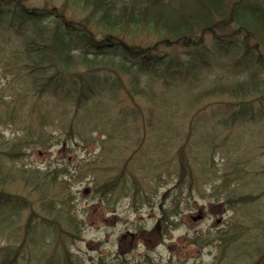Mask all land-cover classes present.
<instances>
[{"label": "trees", "instance_id": "16d2710c", "mask_svg": "<svg viewBox=\"0 0 264 264\" xmlns=\"http://www.w3.org/2000/svg\"><path fill=\"white\" fill-rule=\"evenodd\" d=\"M25 4L26 0H0V66L5 72L10 70L11 80L7 85H15L8 92H16L8 102L11 106L0 109V122L14 123L23 117L21 110L30 119L23 120L25 136L0 154V186L11 181L8 179L12 175V178L21 176L42 194L55 182L63 184L59 179L64 178V169L40 176L39 171L26 168L14 172L6 166V172L4 162H16L24 145L46 146L45 136L36 132L53 124L58 117L67 118V106L74 112L72 119L67 118L69 130L65 132L69 141L81 134L83 128L93 125L96 129L109 128L117 135L118 142L128 143L131 132L141 129L138 122L143 114L135 106L123 107L113 114L107 96L122 94L127 100L137 96L153 100L151 84L160 82L174 93L167 96L164 107L166 103L177 107L183 96L188 101L192 82L195 83L198 72L206 71L210 62L214 63L216 53L227 59L232 78L219 76L209 90L199 93L194 100L228 95L237 100L236 104L230 103L234 119L239 117L243 121L251 110L250 104L264 99V5L258 1L62 0L57 8L40 9ZM66 11L71 12L69 19ZM4 97L1 93L0 102ZM53 99L57 102L50 101ZM25 101L31 103L28 108L26 105L17 108ZM39 104L43 110L34 116L32 113H36ZM166 114L164 110L163 116ZM252 117L253 113L248 121L253 122ZM140 140L132 146H137ZM139 150L133 151L128 164L135 166L134 160L138 164ZM177 161L176 171L183 182L188 165L183 152L177 153ZM248 176V180L253 179ZM92 184L101 201L108 204L109 197L128 190L127 183L114 178L104 182L93 178ZM139 192L137 188L136 195ZM263 195L264 191L260 197L241 196L235 200L243 207L245 216H249L256 209L252 205ZM11 197L0 191V229H7L11 218L3 214L2 206L9 203L23 209L28 206L25 199L10 202ZM51 203L53 200L49 202V210L54 209ZM59 219L49 221L51 227L33 222L37 219L31 213L21 240L17 243L18 235L12 234L15 242L0 249V264H17L24 259L41 264H83L67 248V243L78 237L82 221L72 214L59 215ZM158 222L154 230L159 232L162 228L160 235H166L163 227L167 220L161 215ZM61 223L65 227L57 232ZM245 223L239 220L227 224L218 234L217 264H224L226 257L229 260L225 264H234L236 259L241 260L239 264H264V237L258 243L249 232L252 228ZM258 227L264 236L263 224ZM43 238L51 242L44 245ZM204 242L195 239L192 244L200 246ZM147 261L132 264H150ZM91 264L108 263L99 257ZM123 264L128 263L124 260Z\"/></svg>", "mask_w": 264, "mask_h": 264}, {"label": "rangeland", "instance_id": "374dc122", "mask_svg": "<svg viewBox=\"0 0 264 264\" xmlns=\"http://www.w3.org/2000/svg\"><path fill=\"white\" fill-rule=\"evenodd\" d=\"M255 1L264 5V0ZM60 3L62 0H26L25 5L40 9L57 8ZM70 14L66 11L65 16L69 19ZM218 57L221 55L216 53L214 63L210 62L206 71L198 72L188 101L185 102L183 96L177 107L168 103L164 107L167 96L174 93L172 89L166 90L160 82L151 84L155 93L153 100L139 96L127 100L122 94L108 95L106 100L113 114L123 107L134 106L143 114L138 124L145 131L139 128L131 132L128 143L118 142L117 135L109 128L96 129L93 125L83 128L81 134L69 141L67 118L72 119L74 112L66 105L67 118L58 117L53 124L36 132L45 136L46 146L24 145L16 162H4L5 171L7 166L14 172L23 168L34 169L40 172V176L62 169L65 172L64 178L59 179L63 184L55 182L43 194L19 175L15 178L12 175L8 179L11 181L0 186L1 192L12 195L10 202L25 199L28 205L24 209L15 203L2 206L3 214H9L11 218L7 229H0V249L15 242L12 234L18 235L17 243L21 240L31 213L37 219L33 222H43L51 227L49 221L59 219V215L72 214L80 219L79 235L67 243V248L83 264H91L99 257L108 264H123L124 260L128 264L144 260L150 264H217L218 234L227 224L239 220L252 228L249 232L261 243L264 236L258 225L263 224L264 230V195L258 204L252 205L251 208L256 209L249 216H245L243 207L238 206L235 199L260 197L264 191V99L250 104L251 110L243 121H239V117L234 119L230 103L236 104L237 100L228 95L212 100H194L199 93L209 90L219 76L232 78L227 59L221 57L215 62ZM10 80V70L5 72L0 66V96L1 93L5 96L0 109L11 106L8 102L16 94L15 91L8 92V88L15 87L7 85ZM183 93L188 97L185 90ZM21 105L28 108L31 103L21 102L17 108ZM39 110H43L41 104L32 114L39 115ZM164 110L167 112L165 116ZM21 111L23 117L14 123L0 122V154L25 136L23 120L29 122L30 119L24 116L25 110ZM252 113L253 122H250ZM138 138L141 142L132 146ZM135 150L141 153L140 161L136 164L134 160L133 166L128 163ZM180 151L188 163L183 182L176 171ZM248 175L253 177V182H249L252 180H248ZM240 177L245 184L240 182ZM93 178L99 182L117 179L127 183L128 190L109 197L111 202L108 204L95 193ZM137 188L141 191L138 195ZM51 200L54 209L49 210ZM161 215L168 222L163 227L164 231L167 230L164 236L160 235L162 228L159 232L154 230ZM64 227L61 223L57 232H62ZM195 239L205 242L194 245ZM43 241L47 245L51 239ZM228 260L226 257L224 264ZM240 262L236 259L234 264ZM17 264L41 263L24 259Z\"/></svg>", "mask_w": 264, "mask_h": 264}]
</instances>
